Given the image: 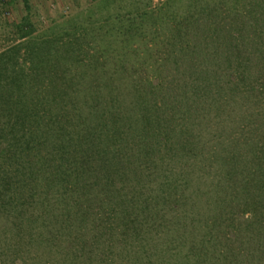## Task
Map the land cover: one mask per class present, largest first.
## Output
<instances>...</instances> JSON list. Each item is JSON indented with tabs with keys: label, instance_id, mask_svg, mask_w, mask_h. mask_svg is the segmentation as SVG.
Returning <instances> with one entry per match:
<instances>
[{
	"label": "rangeland",
	"instance_id": "1",
	"mask_svg": "<svg viewBox=\"0 0 264 264\" xmlns=\"http://www.w3.org/2000/svg\"><path fill=\"white\" fill-rule=\"evenodd\" d=\"M47 4L0 0V264H264V0Z\"/></svg>",
	"mask_w": 264,
	"mask_h": 264
},
{
	"label": "crops",
	"instance_id": "2",
	"mask_svg": "<svg viewBox=\"0 0 264 264\" xmlns=\"http://www.w3.org/2000/svg\"><path fill=\"white\" fill-rule=\"evenodd\" d=\"M39 1L41 2L42 7L44 6L46 7V1H48L49 5L47 4V6L60 8L62 6H68V3L71 2L72 0H39ZM51 3H53V5Z\"/></svg>",
	"mask_w": 264,
	"mask_h": 264
}]
</instances>
